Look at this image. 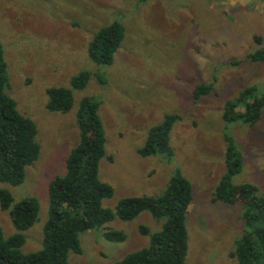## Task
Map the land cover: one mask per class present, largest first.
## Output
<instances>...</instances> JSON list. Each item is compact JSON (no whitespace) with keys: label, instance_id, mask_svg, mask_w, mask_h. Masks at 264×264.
Returning a JSON list of instances; mask_svg holds the SVG:
<instances>
[{"label":"rangeland","instance_id":"rangeland-1","mask_svg":"<svg viewBox=\"0 0 264 264\" xmlns=\"http://www.w3.org/2000/svg\"><path fill=\"white\" fill-rule=\"evenodd\" d=\"M113 21L124 26L113 62H92L89 40ZM0 43L7 64L6 92L36 124L40 145L21 184L0 182L14 203L27 196L38 201V220L23 231L24 253L42 245L48 183L64 173L66 157L78 142L79 99L93 96L106 138L98 175L113 187L103 206L114 209L123 197L158 195L179 169L193 194L186 215V264H237L230 252L246 230L242 206L215 201L212 192L225 171L229 136L242 156L241 171L232 182L254 184L264 195V107L253 125L222 118L225 101L245 86L255 85L257 96L264 93V61L245 58L248 51L264 47V0H0ZM83 70L91 75L84 88L73 90L70 110H48L46 89L71 87V77ZM200 83L213 88L194 99L193 88ZM165 113L180 116L170 131L172 157L140 155L149 128ZM162 221L148 211L128 221L114 217L81 232L82 252H69L68 260L115 264L148 245L149 236L140 233V226L152 232ZM0 225L5 237L16 231L1 208ZM106 229L123 231L126 237L107 240ZM257 264H264L262 254Z\"/></svg>","mask_w":264,"mask_h":264},{"label":"trees","instance_id":"trees-1","mask_svg":"<svg viewBox=\"0 0 264 264\" xmlns=\"http://www.w3.org/2000/svg\"><path fill=\"white\" fill-rule=\"evenodd\" d=\"M123 37L124 26L118 21L99 28L88 42L89 59L97 64L112 63ZM254 39L260 42L258 36ZM245 58L250 62L264 61V47L248 51ZM90 75L89 71H79L71 77V87H48L46 108L60 112L70 110L73 90L84 88ZM8 86L7 64L0 43V182L19 185L25 178L26 167L38 159L40 145L36 140V124L18 110L16 100L6 92ZM212 88V83L197 84L192 96L198 99ZM256 89L255 85H247L225 101L222 118L226 123L241 121L253 125L260 118L264 93L257 96ZM98 108L99 102L93 96H83L78 101L75 121L79 139L66 157L64 173L55 175L48 183L49 208L40 249L28 253L21 250L26 240L23 231L38 220L37 199L27 196L14 203L11 192L0 188V208L8 211L16 230L5 237L0 225V264H72L68 260L69 252H82L81 232L99 228L114 217L132 220L142 211L163 219L160 228L151 232L146 226H140V233L149 236L148 245L128 252L115 264H186V215L193 194L190 182L179 169L174 170L158 195L123 197L114 209L103 206L102 201L113 195V187L98 175L106 142ZM179 118L175 113H165L160 123L149 128L139 154L161 153L171 158L170 131ZM225 139V171L214 187L213 200L241 204V216L247 226L230 256L237 264H257L259 254L264 256V195L254 184L232 182V177L241 171L242 156L231 138L225 136ZM108 159H112L111 155ZM103 236L110 241L126 237L125 232L114 229H106Z\"/></svg>","mask_w":264,"mask_h":264}]
</instances>
